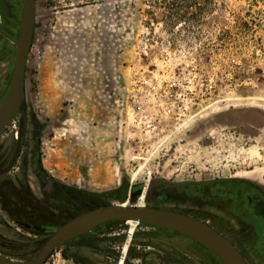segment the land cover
I'll return each mask as SVG.
<instances>
[{
  "label": "rangeland",
  "instance_id": "obj_1",
  "mask_svg": "<svg viewBox=\"0 0 264 264\" xmlns=\"http://www.w3.org/2000/svg\"><path fill=\"white\" fill-rule=\"evenodd\" d=\"M154 1H37L25 102L0 134V151L23 146V163L0 179L3 255L29 261L51 238L12 219L41 222L47 188L67 193L56 218L73 215L68 195L77 212L129 206L134 187L156 181L236 180L264 193V0H202L172 21ZM24 3L11 0L17 21L11 55L0 54V102ZM36 151L43 176L29 171ZM13 185L15 201L3 190ZM148 193L144 206L163 207ZM61 251L71 264H223L183 235L123 222Z\"/></svg>",
  "mask_w": 264,
  "mask_h": 264
},
{
  "label": "flooded vegetation",
  "instance_id": "obj_2",
  "mask_svg": "<svg viewBox=\"0 0 264 264\" xmlns=\"http://www.w3.org/2000/svg\"><path fill=\"white\" fill-rule=\"evenodd\" d=\"M13 12L14 6L11 5V0H0V54L7 58L11 55V48L6 44L7 40L11 41L12 39L10 24L17 21V15H14ZM14 124L15 121L13 122ZM17 139L19 141L18 144H21V142L25 141L26 136H18ZM22 155V145H19L12 155L11 153L6 154L4 150L0 151V179H7L13 170L17 168V165L23 163ZM9 160V168L5 170V163ZM40 162V155L36 151L31 158L29 171L43 176L44 173L40 168ZM147 187L146 191H149V200L158 199V201L164 203L163 207L154 208L180 212L207 223L231 240L248 264H264V193L258 187L236 180H215L207 184L195 182L175 184L156 181L149 183ZM3 190H10L11 201H15L16 198L19 199L18 191L14 185L12 187L5 186ZM46 192L49 197L52 196V200L48 203L47 208L49 210L44 211L41 222H33L31 218L30 220L32 221L20 220L18 214H16L18 213L16 209L13 213V215L16 214L15 217L12 216L13 222L19 221L33 226H61L82 212L87 211H74L78 206L74 200L72 201V197L68 195V202L70 203L67 206L73 212V215H70L71 217L65 215L62 218L60 214H62L61 206H63L64 200L61 199L59 194L63 192L67 196V193L60 189H56L55 193L54 188H47ZM131 193L132 191L130 196ZM124 194L127 196V189ZM57 195L59 198H57ZM144 199L145 195L139 202L142 206L144 205L142 202ZM46 200L48 201V199ZM124 204L128 206V203ZM58 213H60L59 218H56ZM26 214L28 216L31 215L30 213ZM74 214L77 215L74 217ZM129 224L132 225L133 223ZM28 232L36 233L33 231ZM42 235H51L52 237L51 233Z\"/></svg>",
  "mask_w": 264,
  "mask_h": 264
},
{
  "label": "water",
  "instance_id": "obj_3",
  "mask_svg": "<svg viewBox=\"0 0 264 264\" xmlns=\"http://www.w3.org/2000/svg\"><path fill=\"white\" fill-rule=\"evenodd\" d=\"M37 1L25 0L19 37L15 41L18 49L15 68L9 89L0 104V134L13 124L25 102L27 66L36 29ZM134 188L129 206L118 204L84 211L61 226H33L15 221L27 231L38 234L51 233L52 237L35 258L19 261L0 253V264H45L55 251H60L64 246L89 236L102 225L120 222H135L183 235L204 247L223 264H248L233 242L210 225L180 212L142 206L139 202L148 187L140 185Z\"/></svg>",
  "mask_w": 264,
  "mask_h": 264
},
{
  "label": "trees",
  "instance_id": "obj_4",
  "mask_svg": "<svg viewBox=\"0 0 264 264\" xmlns=\"http://www.w3.org/2000/svg\"><path fill=\"white\" fill-rule=\"evenodd\" d=\"M205 2H209V0H206ZM153 3L155 6H160L168 12L164 14V19L172 21L174 18H185L184 13H182L183 10L193 6H199L202 3V0H155Z\"/></svg>",
  "mask_w": 264,
  "mask_h": 264
},
{
  "label": "built area",
  "instance_id": "obj_5",
  "mask_svg": "<svg viewBox=\"0 0 264 264\" xmlns=\"http://www.w3.org/2000/svg\"><path fill=\"white\" fill-rule=\"evenodd\" d=\"M139 225V224H138ZM45 264H71L70 261L66 260L63 255L62 251H55L48 259Z\"/></svg>",
  "mask_w": 264,
  "mask_h": 264
},
{
  "label": "bare ground",
  "instance_id": "obj_6",
  "mask_svg": "<svg viewBox=\"0 0 264 264\" xmlns=\"http://www.w3.org/2000/svg\"><path fill=\"white\" fill-rule=\"evenodd\" d=\"M122 206H126V204H124V205H122ZM129 223H133L132 224V227H133V230L135 229V227L138 225L137 223H135V222H129Z\"/></svg>",
  "mask_w": 264,
  "mask_h": 264
}]
</instances>
